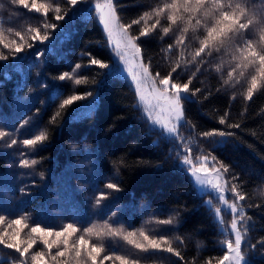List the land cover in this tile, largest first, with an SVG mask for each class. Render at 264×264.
<instances>
[{"label":"trees","instance_id":"trees-1","mask_svg":"<svg viewBox=\"0 0 264 264\" xmlns=\"http://www.w3.org/2000/svg\"><path fill=\"white\" fill-rule=\"evenodd\" d=\"M0 3L4 4L0 9V22L11 20L10 24L2 25L10 39L18 38L7 32L9 27H13L14 31H26L29 27L40 26L39 14L29 13L20 6H10L8 0H0ZM119 3L124 5L120 12L127 22L150 10L148 6H154L157 0H119ZM51 16L50 12L49 19ZM57 23L64 26L67 21ZM68 30L74 34L63 43L61 30L58 28L52 32L50 41L54 53L45 51V55L39 58V66H36L38 61L34 53L49 42L44 45L37 43L34 48L19 54L26 57L22 63L17 62L23 73L15 70L17 63L11 57L8 61H0V126H15L17 132L13 138L17 139L30 138L32 131L39 134L40 130L45 131L48 137L43 146L37 145L35 151L19 143L8 148L0 142V211L11 213L0 227H6L9 220L23 215L29 228L21 232V239L27 238L30 227L37 221L42 226L52 225L56 230L74 223L81 228L78 235L82 234L84 226L95 224L97 228L103 227L107 218L114 228H123L124 232L136 231L138 241L142 240L140 230L149 235L166 234L172 247L181 251L184 261L163 251L140 252L121 237L103 240L107 253L116 251L130 259L139 258L140 264H193V261L204 264L209 257L221 256L223 248L219 242L225 237L205 203L207 195H198L188 176L174 171L175 157L165 163L163 172H156L148 166L163 162L173 144L163 139L159 132L149 130L142 109L136 107L137 97L129 82L119 77H106L108 69L86 66L88 59L81 56L83 51L109 65L113 63L114 53L109 49L106 35L95 16L87 22L76 20ZM135 30L136 26L132 31ZM172 42L167 37L164 42L145 38L143 47L146 53L151 54L153 68L162 74L170 70V61L179 58V49L175 56L161 52V48ZM195 46L197 44L191 47ZM0 50H3L2 46ZM185 58L190 59L188 52ZM231 60V53L224 54L222 68L230 70ZM77 63L81 64V69H75ZM217 63H220L219 59L207 65L206 73L202 68L193 80L192 87L211 89V94L208 99H203V94L198 93L197 98L203 101L202 104H186V116L196 124L197 131L225 128L226 125H220L218 120L226 111L229 122L241 124V129H229L237 133L239 143L235 147L213 152L207 143H202L199 148L232 165L227 179L232 171L240 174V181L235 183L242 181L246 193V202L241 203L260 204V208H246L252 221L246 225L245 239L256 243L264 238V85L258 87L251 101L246 99V86L239 84L225 86L217 92L227 79L226 75L216 71ZM251 71L249 69L245 73L246 78H250ZM64 72L71 73L72 80L60 81L58 77ZM6 75L10 78L6 79ZM82 77H86V82L76 85L74 80ZM237 79L241 78L238 76ZM40 81L47 86L38 87ZM86 91H92L93 96L98 95L99 110L91 118L70 120L72 109H79L82 117L87 116L91 108L88 104L93 97L86 96ZM73 94L85 95V99L61 109L62 101ZM233 95L235 100H232ZM83 105L86 106L81 108ZM57 112L60 115L53 122L52 117ZM24 119L30 124L21 128ZM184 134L187 135V132ZM154 141L158 143L154 145ZM193 152L201 153L195 144ZM22 158L36 159L38 163L32 168H21L16 161ZM139 161L144 162L143 167ZM114 170L118 171L121 181V191L115 193L105 188L107 183H117ZM20 188H25L27 194H21L18 191ZM97 189L110 194L108 200L101 201L103 211L95 204L99 195ZM172 209H180L178 231L158 223L170 218ZM112 212L116 216H111ZM117 219L120 223H112ZM81 220H91V223H78ZM176 237H180L182 245ZM91 241L98 242L95 237H91ZM40 248L42 245L37 242L31 251ZM259 249L258 245L257 252L251 255L253 264H264V255ZM242 251H246L243 244ZM10 252L0 247V258H7Z\"/></svg>","mask_w":264,"mask_h":264},{"label":"snow or ice","instance_id":"snow-or-ice-1","mask_svg":"<svg viewBox=\"0 0 264 264\" xmlns=\"http://www.w3.org/2000/svg\"><path fill=\"white\" fill-rule=\"evenodd\" d=\"M8 2L10 6H20L29 13L39 14L41 24L38 27H29L26 31H14L13 27H9L7 32L18 38L10 39L5 35L2 25L10 24L11 20L5 19L0 22V46L3 49L0 50V61H8L11 57L14 63H22L26 57L19 54L24 53L26 49L34 48L37 43L44 45L45 42H49L46 47L37 48L34 53L38 61L36 66H39V58L45 55V51L49 54L54 53L50 41L52 32L59 28L63 33L61 37L63 43L74 34L68 30L70 25L78 19L87 22L94 15L106 35L109 49L114 53L113 63L109 65L92 56L90 52L83 51L81 56L88 59L86 66L108 69L106 77H119L128 81L137 97L136 107L142 109L149 130L159 132L163 139L173 144L163 162L148 166L156 172H163L165 163L175 157L177 163L174 171H180L188 176L198 195L214 193V198L224 206L223 209L220 206L213 208L211 199L205 202L225 238L219 242L223 248L222 255L209 257L204 264H213L214 261L215 264H253L251 255L257 252L258 245L260 254L264 255V238L258 239L256 243L245 239L248 231L246 225L252 221V217L247 215L246 208H260V204L241 203L246 202V193L243 191L242 181L240 184L235 183L240 181V174L232 171L226 179L232 165L225 164L211 152L204 154L199 148L202 143H207L213 152L229 146L235 147L239 143L237 133L229 129H241V124L229 122V113L226 111L218 120L220 125H226L225 128L197 131L196 124L186 116V104H202L203 101L197 98L198 93L203 94V99H208L211 94V89L192 87L193 80L201 73L202 68L206 73V66L218 59L220 63L216 64V71L222 73V76L226 75L227 79L217 92L222 91L225 86L235 87L239 84L241 87L246 86V99L251 101L258 87L264 85V0H157L154 6L151 4L148 6L150 10L127 22L122 19L120 9L124 5L119 3V0H46V2L8 0ZM3 7L4 4L0 3V9ZM50 12L52 16L49 19ZM65 20L67 24L64 26L57 23ZM134 26L135 32L132 31ZM150 37L161 42H164L165 37L173 41L168 43L166 48H161L162 53H172L175 56L176 50L179 49V58L170 61V70L164 74L153 68L151 54L146 53L143 47L145 38ZM193 44L197 46L191 47ZM186 52L190 59L185 58ZM214 53L217 55H213ZM226 53L232 55L230 70H225L221 66L222 57ZM74 67L78 70L82 66L77 63ZM249 69L252 70L249 72L250 78H246L245 73ZM15 70L23 73L19 63ZM185 73L190 75L186 76ZM238 76L243 80V84L241 79H237ZM5 78L10 77L6 75ZM58 79L72 80V74L64 72ZM83 82H86V77L74 80L76 85ZM197 82L200 83L199 80ZM37 86L47 85L40 81ZM85 95L93 97L88 104L91 108L87 111V116L82 117L79 109H72L70 120L91 118L99 110L98 95L93 96L92 91H86ZM85 95H69L62 101L61 109L85 99ZM235 99L233 95L232 100ZM59 115L57 112L52 117L53 122ZM29 124L30 121L24 119L20 127ZM16 132L15 126L9 127L7 124L0 126V142L8 148L19 143L24 148L35 151L37 145L43 146V142L48 138L43 130H40L39 134L32 131L30 138L20 139L13 138ZM157 143L158 141L153 142L154 145ZM194 144L197 145V151L201 152L195 160L192 156ZM20 154L24 155L23 152ZM94 157L93 153L92 158ZM16 163L21 168H32L38 160L22 158ZM138 163L144 166L143 161ZM114 175L117 176V183L105 185V188L113 190V193L121 191L118 171L114 170ZM18 191L27 194L25 188ZM97 191L99 195L95 199V204L103 211L101 201L108 200L110 194L99 189ZM179 211L180 209H172L170 218L160 220L158 223L172 226L173 231H178ZM222 211L231 215V220L227 224L221 215ZM10 215L11 213L0 211V225H4ZM111 216H116V213L112 212ZM78 223L87 225L91 220H81ZM112 223L118 224L120 221L117 219ZM252 226L255 227L254 222ZM28 228L29 224L25 222L23 215H17L8 221L6 227H0V247L11 250L7 258H0V264H105L106 261L111 264L117 262L140 264L139 258L130 259L127 255L117 254L116 251L106 252L103 240L115 237H121L140 252L163 251L178 257L179 261H184L181 251L172 247L166 234L149 235L140 230L142 240L138 241L136 231L124 232L123 228H114L107 218L103 227L97 228L95 224L84 226L82 234L79 235L77 233H81V228L74 223H68L60 230H56L52 225L42 226L41 222L37 221L30 227L27 238L21 239V232ZM91 237H95L98 242L93 243ZM175 239L182 245L180 237ZM37 241L42 248L31 251ZM242 244L246 251H242Z\"/></svg>","mask_w":264,"mask_h":264},{"label":"rangeland","instance_id":"rangeland-1","mask_svg":"<svg viewBox=\"0 0 264 264\" xmlns=\"http://www.w3.org/2000/svg\"><path fill=\"white\" fill-rule=\"evenodd\" d=\"M203 153H204V154H207V153H205V152H203ZM200 154H201V153H194V152H192L193 159L195 160V158H196L198 155H200ZM209 167H211V165H209ZM225 178H226V177H225ZM226 179H227V178H226ZM214 196H215L214 193H211V194L207 195V197H208L207 200H209V199L212 200L213 208H214L215 206H220V207H222V209H223L224 206H223L222 204H219V202L214 198ZM221 215L223 216V218H224L226 224L230 222V220H231V215H230L229 213H227V212H225V211H222ZM78 235H79V234H78ZM229 238H231V234H229ZM37 242H39V241H37ZM54 250H55V249H53V251H54ZM105 263H107V262H105ZM107 264H108V263H107Z\"/></svg>","mask_w":264,"mask_h":264}]
</instances>
